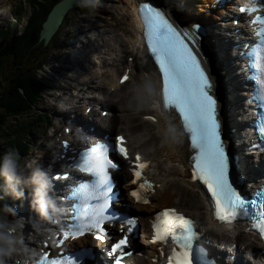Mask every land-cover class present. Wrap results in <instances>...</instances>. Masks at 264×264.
Listing matches in <instances>:
<instances>
[{
    "label": "snow or ice",
    "instance_id": "obj_1",
    "mask_svg": "<svg viewBox=\"0 0 264 264\" xmlns=\"http://www.w3.org/2000/svg\"><path fill=\"white\" fill-rule=\"evenodd\" d=\"M264 4H252L241 8L244 11H259ZM143 20V37L147 52L154 59L160 73V97L166 111L178 114L183 131L190 139L193 154L189 160L190 179L199 182L209 194L214 205V215L218 221L231 222L238 215H248L247 206L255 209L252 227L259 231L264 239V189L255 193L259 200H247L238 190V180L230 179L229 155L225 142L221 138V121L218 104L213 92V82L198 50L201 25L181 27L164 11L152 3H141L139 8ZM259 43L249 53L256 79L264 95V18L257 16ZM256 21H254L255 23ZM131 59V57H129ZM128 79L125 72L120 82ZM145 119L155 120L154 116ZM67 131V129H65ZM264 133V127L260 129ZM173 139L176 130L171 129ZM67 148L69 142L62 141ZM110 151L124 160H128L125 137L117 135L114 142L97 141L84 148L78 158L73 160L74 167L86 173L90 179L75 187L70 195L76 199L73 205L74 215L69 230L62 233L61 239L53 241L56 247L63 245L65 239L91 232L99 241L110 239L105 224H111L115 213L110 212L113 199V179L110 170L118 169V164L110 157ZM133 178L129 183L136 185L130 195L138 202L148 203L147 194L153 191V183L143 176L148 161H142L140 153L130 162ZM239 167V164H237ZM65 175H67L65 173ZM120 225V238L111 243L106 255L111 264H123V257L130 255L125 249L129 246L128 233H132L138 224L136 217L123 218ZM127 225V232H124ZM195 222L186 218L175 208L166 207L155 213L152 221L151 242L161 244L160 255L164 256L163 246L170 239L174 247L167 255L164 264H212L200 247H193L198 235ZM60 235V234H58ZM47 243V242H45ZM63 252V248H60ZM88 255V249L75 256L44 251L35 264H81V258Z\"/></svg>",
    "mask_w": 264,
    "mask_h": 264
},
{
    "label": "rangeland",
    "instance_id": "obj_2",
    "mask_svg": "<svg viewBox=\"0 0 264 264\" xmlns=\"http://www.w3.org/2000/svg\"><path fill=\"white\" fill-rule=\"evenodd\" d=\"M39 1L41 2L40 4L45 5L48 4L51 0ZM0 2V9H6L7 6L10 7L11 5H13L14 9H16L18 4L20 5V9H24L21 16L22 19L18 20V23L17 21L9 23L8 21L10 20L11 16H9V19L7 21H5L9 23V25L16 24L15 27L17 26L18 30H21L31 13V8L28 5V0H0ZM99 5H101L102 7L100 8ZM112 11H114L113 14ZM111 17H113L115 20H113V18ZM132 17L133 15L130 11L128 0H97L96 6L93 7V9L82 6L71 9L64 18L62 26L50 40V42L47 43V46L42 45L44 47L39 48L37 52H33L29 58V66L30 69L33 70V72H38L39 67L41 66L39 64L42 62L45 63V71H39L38 73L40 79L44 83H46L48 87L44 91H42L43 95L42 98L38 101L37 106L30 112H27L25 117H30L29 114L38 116L39 113L48 114L49 117H53L55 113H58V110H63V108L66 109L65 111L75 109V107L71 108L72 102L70 101V93L74 88L75 93L79 95L78 89L80 88V85H77L76 82L73 81L72 84L75 87L72 86L70 88H66L65 85L68 82L67 79L70 80V78L78 77L77 80L79 82L81 79L86 80V82L93 79V81H96V83L99 82L105 86H107V84L114 86L113 78L116 77V68L119 66L117 65V60L115 59L114 55H117V51H120V49H122L121 47L119 48L116 41H123V49L129 47L132 52H136L137 50L135 41L132 39L133 35L126 34V28L123 29L122 27L124 26L131 29ZM6 18L7 17L5 16L3 20ZM120 22L122 26H120ZM88 23L91 24L87 25ZM2 24L5 23L3 22ZM6 25L8 26V24ZM98 28L102 29L100 33L105 37V42L100 39V35H98L97 33ZM65 34L67 36H65ZM91 41H94L96 46H104L107 44L106 50L104 52H99L103 56L105 66L93 67V63H91V70L89 69L91 73L93 72V70L103 71V73L100 74L98 72L95 74H91L85 70L84 74L80 75L81 73H83V70H81L80 68H74L75 61H73L72 59L78 58L81 51L86 54L90 49L88 44ZM113 42L115 44H113ZM46 48L49 51L46 50ZM85 54H81L80 56L87 60V56ZM100 54H98V58H100ZM12 61L13 59L11 58V56H8L6 58L4 70H7L11 67ZM6 77L5 75H1L0 77V90H4L1 84L5 82ZM131 85H128L125 88L121 89V91H119V95L130 92L129 88L131 87ZM83 90H85V87L83 88ZM86 92L88 94H92L93 87H90ZM128 101L130 102V98L128 99ZM21 119L22 125L23 121L26 120L23 118ZM45 126V123H38V128H36L34 133L31 132L33 140L29 141L28 144L33 143L34 145L25 157H36V155L38 154L40 157H43V154H45V149L43 148L45 146L44 142L47 143V141L45 140ZM4 142L6 143L7 141L0 140V147H6L5 145H3ZM199 196L200 193L198 191H195V193H192L190 191V193H187V195H185V201L189 197L191 200L188 201L199 205V201L197 199L199 198Z\"/></svg>",
    "mask_w": 264,
    "mask_h": 264
},
{
    "label": "bare ground",
    "instance_id": "obj_3",
    "mask_svg": "<svg viewBox=\"0 0 264 264\" xmlns=\"http://www.w3.org/2000/svg\"><path fill=\"white\" fill-rule=\"evenodd\" d=\"M204 2L206 1L197 0V2H195L193 0H163V3L171 11H173L175 17L179 20L191 18L192 21L201 20L202 22H209L211 21L207 18L209 17V13L202 15L200 12V11H204V9L202 8ZM128 4L130 5V11L133 15L132 20H131L132 28L129 29L127 27L122 26L121 22L119 24L120 26L123 27V29L126 28V31H127L126 34L133 35L132 39L135 41V44L137 46V50L135 52L136 54L133 60L135 69L132 71L131 78L134 77V79L136 80V83H139L141 76L144 74H147L151 79H153L156 82V86L158 88L159 81H158V75L156 73L155 67L153 66L151 59L150 60L148 59V54L146 50L142 48L143 44H142L141 37H140V20L137 16L138 8H136L137 7L136 4H138V0H128ZM176 10H178L177 13L174 12ZM65 36L67 35L65 34ZM207 46L209 45L207 44ZM209 49H211V45ZM46 50L48 49L46 48ZM55 58H56V54H55ZM215 68H216L215 65H213L212 72L214 73L215 78H219L220 74L219 73L217 75L215 74ZM113 79H114L113 85L116 87L114 90H118L119 88H121V85L118 82V79L116 77H114ZM80 82L84 84L86 83V80L81 79ZM130 97H132V93L130 94ZM121 99H123V97ZM129 103L130 105L128 107H123V108L120 106V101H118L117 103H113V105L117 107L116 110L127 111L124 122L126 123L128 129L134 132L135 140L138 142V144L142 145L143 147L147 149V151H149L148 153L153 160L152 167H151L152 176L156 180L163 181V184L159 189V195L161 197L164 196V198L160 199L159 195L156 196L155 199L157 200V203L161 204L162 202L168 201L172 194L179 195L182 199L185 193L186 194L190 193V191L192 193H195V190L190 189L192 185L190 184L188 180V173H187V170L185 169L187 165L186 154L190 153L188 149L189 148L188 137L186 134L182 133V126H181L180 120L178 116L176 115V113L173 112L170 118L167 117V124H165V121L160 117L159 114H158L157 122L154 124H151L152 123L151 121H147L143 119L142 116L145 114L153 113L155 111L154 108H137L136 101L132 99L130 100ZM220 117H221V114H220ZM167 126H170L176 130L177 135L175 139H173L172 134H170L167 138L163 136L162 134L163 129ZM150 128H155V131H151ZM56 144H57V141H55L51 145V147L55 148ZM152 147H153V150L151 149ZM43 148H46V145ZM46 150L48 151L47 148ZM250 164H251L250 160H248L246 163V159L243 158V167H245L244 170H246L247 168L249 169ZM244 172H247V171H244ZM198 192L200 193L199 198H197L199 201L198 202L199 205L192 203L188 201V199H186L187 203L181 202L179 206L181 205V207H185L187 205L188 207H191L192 210L194 211V214L197 215V217H199L203 221L205 227L207 226L209 230L208 233H214L216 234V237L218 238L223 237L229 241H233L236 243H237V240H239V238L243 240L246 239V241H248L247 246L254 248L255 243L250 241V237H251L250 235L236 234L234 236L228 237L229 235L228 236L226 235V233L222 229V225H216V223L211 220L210 205L208 201L206 200L204 194L200 192L199 190ZM127 209L129 210V207H127ZM125 217H126V214H125ZM26 226H27L26 220L23 219L22 233L24 237H25L24 230L26 229ZM50 228L53 229L56 227H50ZM27 229L29 230L28 234L36 233V230H34L33 228H30L29 226H27ZM236 229L238 230V228ZM39 240L42 243L34 242V245H35L34 248L42 247L43 249L50 244L49 240L42 239L41 237H39ZM140 248L141 250H147L146 255L149 257V260H150L147 262L145 259L142 258L141 261L143 264H160V260H158V262L154 261V258L155 257L159 258L160 255L157 253V251L154 250V247L152 245H149V244L147 246L140 245ZM246 261L247 263L252 264V257L244 258L242 260V264H245Z\"/></svg>",
    "mask_w": 264,
    "mask_h": 264
},
{
    "label": "clouds",
    "instance_id": "obj_4",
    "mask_svg": "<svg viewBox=\"0 0 264 264\" xmlns=\"http://www.w3.org/2000/svg\"><path fill=\"white\" fill-rule=\"evenodd\" d=\"M80 6L93 8L97 0H79ZM129 91L131 99L136 101L137 108H154L167 124V117L160 107L156 82L147 74L141 76L140 82H133ZM172 127L163 129V136L168 137ZM0 199L5 196L13 200L25 197V188H30V208L43 220L56 223L64 209L51 195L53 185L47 172L37 157H25L23 162L18 151L6 150L0 155ZM11 218V219H10ZM23 217L19 216L15 205H0V264H9L16 257L14 264H29L31 257L37 255L35 249L25 243L22 233Z\"/></svg>",
    "mask_w": 264,
    "mask_h": 264
},
{
    "label": "trees",
    "instance_id": "obj_5",
    "mask_svg": "<svg viewBox=\"0 0 264 264\" xmlns=\"http://www.w3.org/2000/svg\"><path fill=\"white\" fill-rule=\"evenodd\" d=\"M57 1L59 0H51L42 5L39 0H30L32 10L23 33L0 47V77L7 76L1 84L4 90H0V139L7 141L6 146L15 143L14 139L26 137L30 118L25 116L37 106L41 97L43 83L38 73L30 69L29 58L33 52L43 47L39 34L43 22ZM8 56L13 59L12 65L4 70ZM21 118L26 120L22 125ZM2 152L0 147V155Z\"/></svg>",
    "mask_w": 264,
    "mask_h": 264
},
{
    "label": "water",
    "instance_id": "obj_6",
    "mask_svg": "<svg viewBox=\"0 0 264 264\" xmlns=\"http://www.w3.org/2000/svg\"><path fill=\"white\" fill-rule=\"evenodd\" d=\"M77 6H80L79 0H61L57 2L43 23L39 39L46 44L58 29L67 12Z\"/></svg>",
    "mask_w": 264,
    "mask_h": 264
}]
</instances>
